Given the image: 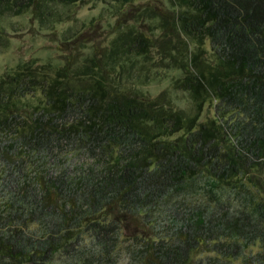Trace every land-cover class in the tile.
Here are the masks:
<instances>
[{
	"label": "trees",
	"instance_id": "1",
	"mask_svg": "<svg viewBox=\"0 0 264 264\" xmlns=\"http://www.w3.org/2000/svg\"><path fill=\"white\" fill-rule=\"evenodd\" d=\"M81 1L0 0V16L48 26ZM115 1L100 55L0 74V264H264V0ZM149 62L179 70L190 107L143 89Z\"/></svg>",
	"mask_w": 264,
	"mask_h": 264
},
{
	"label": "rangeland",
	"instance_id": "2",
	"mask_svg": "<svg viewBox=\"0 0 264 264\" xmlns=\"http://www.w3.org/2000/svg\"><path fill=\"white\" fill-rule=\"evenodd\" d=\"M142 2L161 6L167 4L166 0H134L132 3L139 4ZM116 7L117 2L115 0L77 2L70 5V15L68 17L65 16L62 21L48 26H41L38 22L32 20L29 12L14 16H0V25L7 31V36L9 37L7 46L0 47V74L30 60H34L35 64L38 65H46L48 72L52 74L55 68L63 64L64 57L100 55L109 46L111 40L120 29L119 21L117 20L119 13ZM154 23L152 20L151 24L154 25ZM128 24L134 25L139 30L149 31L148 26H143L139 20H130ZM154 32L158 35L160 32L159 28H155ZM79 34H84L86 40L80 49H75L73 47V39ZM194 47V44H192V48ZM205 47L207 48L206 55L210 57L212 54L208 41L205 43ZM72 53L75 55H71ZM152 57L158 59L160 53L153 50ZM146 69L151 71L154 79L145 80L147 83L142 86L144 90L156 95L166 89L170 94L173 105L176 107H190L191 98L188 93L176 90L174 85H172L173 79L180 74L179 70L167 69L155 62H149L146 65ZM37 95H41L40 91H37ZM63 150L73 151L77 164L90 155L86 150L76 151L75 148L71 147ZM87 163H89V160ZM1 168L2 166L0 165ZM197 199L205 200L202 195L193 193L191 200ZM252 248L253 250L258 249V245ZM86 253H92V250ZM80 257L57 258L51 264H98L95 259L92 262H87L86 258L79 260ZM117 264H127V256L122 254Z\"/></svg>",
	"mask_w": 264,
	"mask_h": 264
}]
</instances>
